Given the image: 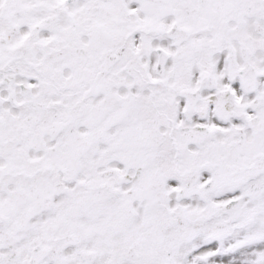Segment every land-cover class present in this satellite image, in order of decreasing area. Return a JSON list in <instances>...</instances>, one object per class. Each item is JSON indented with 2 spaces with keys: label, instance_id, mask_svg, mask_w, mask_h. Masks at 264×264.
I'll list each match as a JSON object with an SVG mask.
<instances>
[{
  "label": "snow or ice",
  "instance_id": "snow-or-ice-1",
  "mask_svg": "<svg viewBox=\"0 0 264 264\" xmlns=\"http://www.w3.org/2000/svg\"><path fill=\"white\" fill-rule=\"evenodd\" d=\"M0 264H264V0H0Z\"/></svg>",
  "mask_w": 264,
  "mask_h": 264
}]
</instances>
